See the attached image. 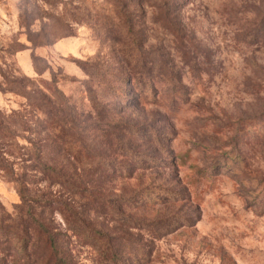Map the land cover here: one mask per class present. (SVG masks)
<instances>
[{
  "label": "rangeland",
  "instance_id": "1",
  "mask_svg": "<svg viewBox=\"0 0 264 264\" xmlns=\"http://www.w3.org/2000/svg\"><path fill=\"white\" fill-rule=\"evenodd\" d=\"M165 1L130 0L148 60L163 54L177 78L144 92L113 0H0V264L47 260L33 231L25 249L1 231L33 218L66 264H264V0ZM57 111L143 135L87 126L70 149ZM150 186L179 200L140 198ZM163 218L184 226L162 237L141 226Z\"/></svg>",
  "mask_w": 264,
  "mask_h": 264
},
{
  "label": "trees",
  "instance_id": "2",
  "mask_svg": "<svg viewBox=\"0 0 264 264\" xmlns=\"http://www.w3.org/2000/svg\"><path fill=\"white\" fill-rule=\"evenodd\" d=\"M156 3H159L161 6H165L166 1L165 0H154ZM116 8V17L119 20V23L117 27L119 28V31L115 33L116 40L119 45L123 46V50L125 52H128V56L126 57L128 66L131 69V75H130V83L133 84L136 82L144 92L148 89L154 90V80L158 79L162 83L171 84L177 82V78L173 76L172 72L168 68V64L164 59L163 54L158 57L157 64L158 69L156 68V65L153 61L148 60V58L151 56V51L145 53L143 49L144 42L137 38L135 35L134 29H135V23L133 20V12L130 11V0H113ZM164 25L165 27H172V21L167 17V12H165L164 16ZM114 31V30H113ZM112 31V33H113ZM122 32V33H121ZM127 36L125 39L123 36ZM128 35L133 36L132 39H128ZM137 53V54H136ZM133 78V79H132ZM126 83L129 82V80L125 81ZM58 112V111H57ZM63 111L58 112V118L57 122H55L56 127H58V131L55 132V135L57 137V140L62 145L70 146V149L73 148V146H76L78 143H75V137L83 130L87 128V126H91L96 133L104 137L107 140H111L115 136V129H119L120 131H128L131 130V133L134 134H142V131L140 129L123 125L120 129V125H107L103 122L99 123H89L88 120L84 123L76 119L75 117H69V120L67 118H64L62 115ZM64 113V112H63ZM69 115V114H68ZM251 130V129H249ZM79 142V141H78ZM75 143V144H74ZM118 145H120L119 142H116ZM81 145V150H82ZM121 152L125 155H128L132 158V160L137 164V166L145 167L152 165V160L150 158H147L141 153H137L133 148H127L125 145H121ZM83 151L78 152L75 157L77 159H80L82 156ZM238 158V157H237ZM135 164V165H136ZM155 165V164H154ZM42 170L44 172H47L51 174L52 176H55L57 178L61 177V174L53 167L47 165V164H41ZM111 172L117 171L115 169H110ZM115 173V172H114ZM120 174V171L118 172ZM59 176V177H58ZM62 180V179H61ZM157 191L159 194H157ZM145 192H148L147 196L148 198L152 197L157 194L156 201L159 200V202H162L163 200H171V201H177L179 200L178 193H174L168 188L164 186H150L143 190L139 196L141 198L142 195H144ZM30 215V214H29ZM141 226H145L149 228L153 234L156 236L162 237L165 234H168L171 232L175 226H178V228L183 227V224H179L178 221H174L171 218H163L156 220L151 223H147ZM34 228L33 230H31ZM1 231L7 236L10 233H14L15 237L16 235L19 236L21 241H25L26 244L22 245L23 249H25L30 242L29 240L25 239L26 237H30V232L33 231L36 239L43 242V244L46 247V252L48 254L47 260L44 262V264H66L65 259L60 257L58 255L57 251V240L55 235L52 233V231H49L48 227L43 224L39 220H35L34 218L30 220V222H27L26 220H20L18 224H12V225H5L1 226ZM32 236V235H31ZM9 239H7L8 241ZM111 248L105 249L102 251L103 255L106 256L107 260L112 259L113 262L116 261V256H112L114 250ZM25 252V251H24ZM114 255H116L114 253ZM143 261V259H142ZM141 261V262H142Z\"/></svg>",
  "mask_w": 264,
  "mask_h": 264
}]
</instances>
